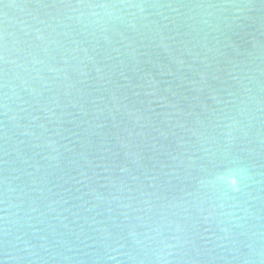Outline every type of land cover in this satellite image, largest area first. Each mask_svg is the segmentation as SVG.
I'll return each mask as SVG.
<instances>
[{
    "label": "water",
    "instance_id": "water-1",
    "mask_svg": "<svg viewBox=\"0 0 264 264\" xmlns=\"http://www.w3.org/2000/svg\"><path fill=\"white\" fill-rule=\"evenodd\" d=\"M0 264H264V0H0Z\"/></svg>",
    "mask_w": 264,
    "mask_h": 264
},
{
    "label": "clouds",
    "instance_id": "clouds-1",
    "mask_svg": "<svg viewBox=\"0 0 264 264\" xmlns=\"http://www.w3.org/2000/svg\"><path fill=\"white\" fill-rule=\"evenodd\" d=\"M232 183H233V184H235V183H236V181H235V180H233V181H232Z\"/></svg>",
    "mask_w": 264,
    "mask_h": 264
}]
</instances>
